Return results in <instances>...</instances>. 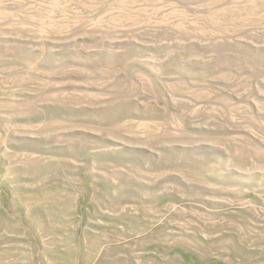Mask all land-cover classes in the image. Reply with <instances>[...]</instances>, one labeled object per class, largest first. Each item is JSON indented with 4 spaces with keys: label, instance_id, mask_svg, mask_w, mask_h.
<instances>
[{
    "label": "rangeland",
    "instance_id": "rangeland-1",
    "mask_svg": "<svg viewBox=\"0 0 264 264\" xmlns=\"http://www.w3.org/2000/svg\"><path fill=\"white\" fill-rule=\"evenodd\" d=\"M0 264H264V0H0Z\"/></svg>",
    "mask_w": 264,
    "mask_h": 264
}]
</instances>
